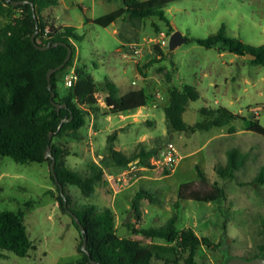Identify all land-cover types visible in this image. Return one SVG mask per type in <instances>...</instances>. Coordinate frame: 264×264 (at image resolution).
Instances as JSON below:
<instances>
[{"label":"rangeland","instance_id":"rangeland-1","mask_svg":"<svg viewBox=\"0 0 264 264\" xmlns=\"http://www.w3.org/2000/svg\"><path fill=\"white\" fill-rule=\"evenodd\" d=\"M120 6L121 0H58L40 12L47 25L69 24L83 34L82 39L73 41V65H85L98 84L96 96L101 108L96 111L97 117L88 114L75 135L64 133L52 138L54 144L68 150L65 163L80 174L87 173L89 162L100 161L106 152L107 136L113 131L117 132L115 147L127 155L140 145L158 148L149 159L152 166H144L135 158L129 163L135 164L133 168L122 170L125 173L121 179H109L110 174L105 173V180L89 194L67 184L69 205L93 202L98 208L110 206L120 227L131 199L147 189L154 198L139 200L141 217L130 218L135 227L159 226L176 214L177 230L191 227L198 236L211 241L210 245L197 246V264H221L227 256H252L264 241V182L255 180L264 167V135L247 130L243 119L257 118L264 126V65L251 62L246 55L205 47L194 40L177 45L172 56L167 50L174 30L188 38L205 37L222 26L226 35L264 46V0H173L165 6V19L157 15L137 19L124 14L107 26L86 20ZM18 14V10H12L1 15L0 25ZM72 67L65 72L63 82H58L60 94L68 86L66 75ZM105 78L112 79L121 93L143 86L147 103L107 116L100 89ZM185 83L194 85L199 97L188 102L182 114L184 121H203L207 116L200 111L202 107L219 106L235 113L236 118L190 133L168 128L163 108L169 103V88ZM89 129H97L94 136L88 134ZM169 143L176 152L173 165L163 162ZM232 149L240 165L233 177H220L215 167L226 164ZM164 168L169 170L167 174L162 173ZM198 169L210 182L218 181L224 197L214 201L178 198L179 185L197 182ZM57 194L48 161L18 162L0 155V210H22L33 242L24 256L0 248V264H77L81 237L71 215L61 209Z\"/></svg>","mask_w":264,"mask_h":264},{"label":"trees","instance_id":"trees-1","mask_svg":"<svg viewBox=\"0 0 264 264\" xmlns=\"http://www.w3.org/2000/svg\"><path fill=\"white\" fill-rule=\"evenodd\" d=\"M173 0H121L123 6L108 11L95 18H86L101 26H107L117 18L127 14L129 18L141 19L157 15L165 19V6ZM58 0H26L24 3L13 4L11 0H0V16L18 10L19 14L0 25V155H8L18 162H50L45 156L49 146L55 157V173L50 171V178L56 184L58 194L56 200L64 212L69 208L78 216L83 227L81 233L72 217L74 225L79 230L80 258L77 264H197L196 248L199 244L210 245L207 236H198L191 227L177 230L174 222L176 214L170 216L159 226L135 227L134 222L127 224L128 233L122 237L116 235V213L110 206L98 208L93 202L69 205L70 198L65 191L67 184L76 185L84 194L91 193L95 186L105 180V173H118L128 167L129 163L138 158L144 166H152L149 159L155 155L158 148H146L140 145L130 155L114 147L116 131L107 136L106 152L100 161L89 162V170L80 174L65 163L68 150L62 145L54 144L52 138L68 133L75 135L76 131L86 122V116L96 112L101 105L96 96L97 82L88 72L85 65H73L76 53L74 40H80L82 33L69 24H46L40 15L42 9L55 5ZM35 13L33 14L32 5ZM40 44L61 41L71 46L72 52L65 65L51 75V87H47L46 71L49 67L59 64L67 53L66 45L59 43L46 49L36 47L31 35ZM205 47H215L218 50H228L235 54H254L250 59L253 63L264 65V46L252 45L236 36L225 34L223 26L216 32L205 37H189ZM161 54L162 51L159 49ZM74 67L76 79L66 87L63 94L58 92V82H63L65 72ZM143 68V67H141ZM142 75H145L143 71ZM169 77V75H167ZM103 101L107 110L105 113H126L144 106L148 94L144 88L131 89L120 94L117 84L109 78L100 83ZM59 103V107L51 99ZM199 97L194 85L185 83L182 87L169 88V103L164 106V114L168 128L187 133L196 129H207L211 126H222L236 118V114L223 106L217 108L202 107L200 111L207 116L203 121L189 124L182 114L188 102ZM65 103V105H63ZM209 115V118H208ZM245 128L264 135V126L257 118H244ZM52 132L51 138L49 133ZM236 151L229 150L225 165H217L216 173L220 177H233L240 161L235 157ZM169 170L164 168L163 174ZM255 180L264 182V167L262 166ZM58 183L63 192L59 191ZM178 198H189L200 201H214L225 196L223 187L218 181L210 182L204 171L198 169V180L187 181L179 185ZM64 197L66 205H64ZM143 197L153 199V192L141 189L131 199L129 212L135 219H140L141 208L139 200ZM69 214V213H68ZM70 215V214H69ZM139 235L141 238L133 237ZM86 237L85 249H81L83 238ZM149 239V240H144ZM163 239V242L155 241ZM221 242L218 243L220 245ZM33 242L28 235L24 223L23 211L0 210V248L14 252L17 255H27ZM264 253V241L259 244V250L252 258ZM229 256L224 257L225 264ZM73 264V262L59 263Z\"/></svg>","mask_w":264,"mask_h":264},{"label":"water","instance_id":"water-1","mask_svg":"<svg viewBox=\"0 0 264 264\" xmlns=\"http://www.w3.org/2000/svg\"><path fill=\"white\" fill-rule=\"evenodd\" d=\"M26 0H11V2L13 4H16L18 2L20 3H24ZM32 5V9H33V14L34 16L36 15L35 13V9H34V5ZM35 33L34 32L32 35H31V40L33 41L34 45L40 49H46L48 48L50 45H56V44H59V43H62L64 45H66L67 47V53L64 57V59L57 65L55 66H51L48 68V70L46 71V78H47V87L50 88L51 87V84H50V79H51V75L54 71L62 68L65 63L69 60L70 56H71V52H72V48L70 45L64 43V42H61V41H54V42H51V43H46V44H40L36 38H35ZM188 40V37L183 35L179 30H174L170 33V36H169V42H168V50H167V54L169 56H172L173 54V49L185 42ZM247 58L249 59H252L255 57L254 54H251V53H246L245 54ZM53 95L54 93L51 92V96H50V99L51 101L57 105V108L59 107V103L58 102H55L53 100ZM63 105H65V103H63ZM52 136V132L49 133V138H51ZM45 156L46 157H50V162H49V169L52 173L53 176H56V173H55V168H54V165H55V157L52 155L51 153V150H50V147L47 146L46 147V150H45ZM58 186H59V191L62 193L63 192V188H62V185L60 183H58ZM64 205H66V198L64 197ZM66 211L67 213H69L74 221L77 223L78 227H79V230L81 233H84V227L80 221V219L78 218V216L76 214H74L69 208H66ZM130 218H131V212H127V215L126 217L124 218L123 220V223L120 227L117 228L116 230V235L119 236V237H122L125 235L126 231H127V224L130 222ZM85 245H86V237L83 238V241L81 243V249H85ZM90 262L92 264L95 263V260L91 259L90 258ZM225 264H264V253L261 254V255H258V256H255V257H252V258H245V257H241V256H231L229 257Z\"/></svg>","mask_w":264,"mask_h":264},{"label":"built area","instance_id":"built-area-1","mask_svg":"<svg viewBox=\"0 0 264 264\" xmlns=\"http://www.w3.org/2000/svg\"><path fill=\"white\" fill-rule=\"evenodd\" d=\"M133 51L134 52H137L138 51V49L136 48V47H134L133 48ZM76 79V74H75V72H74V67H72L71 69H70V72H69V74L68 75H66V80H65V82L68 84V85H71V83L74 81ZM175 154H176V152H175V147H174V145L172 144V143H169L168 144V150L166 151V153H165V155H164V160H163V162H168V163H170L171 165H173L174 163H175ZM159 160H156V162H158ZM130 165V164H129ZM128 165V167L127 168H129V167H131V168H133L134 167V165L135 164H131L130 166ZM126 169V168H125ZM123 171H124V169H123ZM127 171H129V170H127ZM122 172V171H121ZM118 172V173H109L110 174V177H109V179H117V180H119V179H121V176H123V174L125 173V172Z\"/></svg>","mask_w":264,"mask_h":264},{"label":"crops","instance_id":"crops-1","mask_svg":"<svg viewBox=\"0 0 264 264\" xmlns=\"http://www.w3.org/2000/svg\"><path fill=\"white\" fill-rule=\"evenodd\" d=\"M147 76H144L143 78L145 79ZM132 83H134V81L132 82ZM118 86V85H117ZM119 88V87H118ZM137 88H143V86H136V87H130V88H128L125 92H127L128 90H131V89H137ZM125 92H123V93H125ZM119 93L120 94H123V93H121L120 92V89H119ZM140 108V107H139ZM139 108H137V109H139ZM96 114V117H97V112H91V116H93L94 117V115ZM119 114H122V113H119ZM107 116H108V113L106 114ZM135 119H138V118H135ZM139 120V119H138ZM96 130L97 129H94V130H92V129H89L88 130V134L90 135V136H94L95 135V133H96ZM94 134V135H93ZM115 141V140H114ZM105 147H106V145H105ZM114 147H115V144H114ZM116 148V147H115ZM98 155H100V154H98ZM116 220H117V216H116Z\"/></svg>","mask_w":264,"mask_h":264}]
</instances>
